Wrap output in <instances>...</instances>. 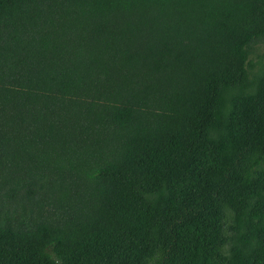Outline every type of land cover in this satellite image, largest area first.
<instances>
[{
	"label": "trees",
	"instance_id": "trees-1",
	"mask_svg": "<svg viewBox=\"0 0 264 264\" xmlns=\"http://www.w3.org/2000/svg\"><path fill=\"white\" fill-rule=\"evenodd\" d=\"M0 264H264V0H0Z\"/></svg>",
	"mask_w": 264,
	"mask_h": 264
}]
</instances>
